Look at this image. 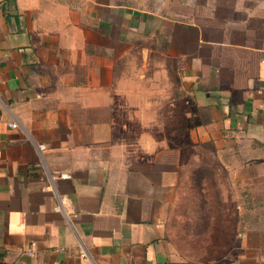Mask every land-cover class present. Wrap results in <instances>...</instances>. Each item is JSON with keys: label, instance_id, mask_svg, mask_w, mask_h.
Listing matches in <instances>:
<instances>
[{"label": "crops", "instance_id": "1", "mask_svg": "<svg viewBox=\"0 0 264 264\" xmlns=\"http://www.w3.org/2000/svg\"><path fill=\"white\" fill-rule=\"evenodd\" d=\"M0 264H264V0H0Z\"/></svg>", "mask_w": 264, "mask_h": 264}, {"label": "built area", "instance_id": "2", "mask_svg": "<svg viewBox=\"0 0 264 264\" xmlns=\"http://www.w3.org/2000/svg\"><path fill=\"white\" fill-rule=\"evenodd\" d=\"M8 126H10L11 128H16L17 127V123L16 122H9ZM38 149L41 151L43 150L45 147L43 144H37ZM71 206V201L68 198H58V202L54 207V210L57 212H61L65 215L69 214V211L66 209L67 207ZM27 253L30 255L31 252L27 251Z\"/></svg>", "mask_w": 264, "mask_h": 264}]
</instances>
